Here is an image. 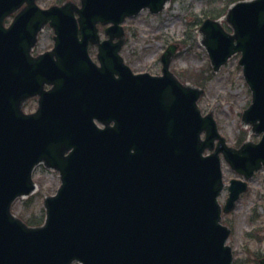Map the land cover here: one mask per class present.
Returning a JSON list of instances; mask_svg holds the SVG:
<instances>
[{"label": "water", "instance_id": "1", "mask_svg": "<svg viewBox=\"0 0 264 264\" xmlns=\"http://www.w3.org/2000/svg\"><path fill=\"white\" fill-rule=\"evenodd\" d=\"M168 1L80 0L40 10L34 0H0V264H231L229 230L219 223L220 154L246 179L264 167V0L229 8L232 33L219 20L199 28L213 72L240 54L251 93L241 121L261 140L239 149L226 145L211 114L201 115L203 91L169 71L173 46L161 56V76L134 75L118 54L121 23ZM47 22L54 49L32 58ZM97 24L108 26L102 43ZM36 96V111L24 114ZM39 163L59 172L61 186L44 201L43 226L32 228L10 207L34 190ZM245 190L230 182L224 212Z\"/></svg>", "mask_w": 264, "mask_h": 264}, {"label": "rangeland", "instance_id": "2", "mask_svg": "<svg viewBox=\"0 0 264 264\" xmlns=\"http://www.w3.org/2000/svg\"><path fill=\"white\" fill-rule=\"evenodd\" d=\"M67 1L76 7L80 6V0H39L37 4L41 8H48ZM227 3L228 0H171L157 15L142 11L123 23L120 54L133 72L159 76L160 56L168 46H175L170 71L182 83L203 90L198 101L201 113L211 114L226 144L238 148L243 142H257L259 139L241 124L242 113L251 101V93L243 79L241 67L238 66L240 55L233 56L220 71L214 73L201 46L199 34L195 30L190 31L195 21L201 22L205 18V13L225 10V14ZM99 33L103 38V29ZM51 37L52 31L45 29L35 52L52 49ZM95 55L96 49L91 48L90 56L95 58ZM221 167L226 185L229 180L239 178L223 160ZM33 180L36 194L28 206L22 204L25 199L17 200L13 206L14 215L30 225L43 222L44 199L53 196L60 185L58 175L42 167L35 170ZM227 196L228 192L224 188L218 199L220 205H224ZM222 224L231 230L227 244L233 251L235 264H250V257L255 250L264 253L263 170L249 181L248 190L234 211L222 214Z\"/></svg>", "mask_w": 264, "mask_h": 264}, {"label": "trees", "instance_id": "3", "mask_svg": "<svg viewBox=\"0 0 264 264\" xmlns=\"http://www.w3.org/2000/svg\"><path fill=\"white\" fill-rule=\"evenodd\" d=\"M236 1H239V0H228V3H227V7L228 5L236 2ZM225 10L223 11H220L218 13L216 12H213V13H210V14H206L205 13V18H211V19H215V18H219L220 16H222L224 14ZM198 25H199V21H195L193 24H192V29L190 31H193V30H196L198 28ZM32 199H30L28 202H31Z\"/></svg>", "mask_w": 264, "mask_h": 264}, {"label": "flooded vegetation", "instance_id": "4", "mask_svg": "<svg viewBox=\"0 0 264 264\" xmlns=\"http://www.w3.org/2000/svg\"><path fill=\"white\" fill-rule=\"evenodd\" d=\"M37 1H39V0H37ZM45 29H49V28L45 27ZM249 262H250V264H264V253L261 251L255 250L252 253V256L250 257ZM233 263L235 264L234 259H233Z\"/></svg>", "mask_w": 264, "mask_h": 264}]
</instances>
